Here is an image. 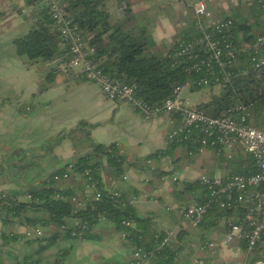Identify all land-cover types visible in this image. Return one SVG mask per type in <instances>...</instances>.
Segmentation results:
<instances>
[{
	"label": "crops",
	"instance_id": "obj_1",
	"mask_svg": "<svg viewBox=\"0 0 264 264\" xmlns=\"http://www.w3.org/2000/svg\"><path fill=\"white\" fill-rule=\"evenodd\" d=\"M233 1L217 0L214 9L206 5L211 12L210 18L217 20L233 15L253 21L264 16L255 5L234 4ZM123 3L121 7L125 11L131 9L128 2L124 0ZM24 4V0H11L8 11L19 10V14L26 16L27 12L38 8L35 5L27 11L23 9ZM144 8H150V3ZM188 8L189 13L177 17V20L171 18L173 22L169 16H164L153 23L150 33L158 43L172 45L177 34L189 27L195 19L191 2H188ZM252 31L258 33L259 29L254 26ZM55 72L52 67L45 78L51 79ZM64 75L76 86L72 95L82 106L77 117L65 113L60 119H54L55 115L50 111L51 99L43 95L48 89L47 84H41L38 92L34 89L20 99L5 102L0 98V197L29 200V187L39 185L51 174L65 171L78 156L91 151L93 143H114L125 157L123 170L120 174H113L103 158L100 167L102 185L117 189L130 199L137 214L151 217L164 233L174 231L169 241L170 247L176 250L172 264H264V237L254 249L246 250L241 240L227 241L224 237L226 226L213 222L211 215L206 216L203 223L193 224L182 214L183 207L196 200L195 192L185 188L182 182L197 179L201 174L228 175L230 168L226 159L209 147L190 155L182 143L175 144L169 152L151 156L157 149L167 147V134L179 124L178 115L163 113L146 118L124 100L106 97L100 86L86 79L81 72ZM36 102L41 104L42 110L38 109ZM73 123L84 130L88 142L77 152L67 142L59 156L47 139ZM60 169L62 171L56 172ZM173 172L177 173L176 180L172 179ZM56 183L62 188H73L78 196L81 195L82 178L76 177L72 170L68 177L57 179ZM17 193H25L27 199H20ZM43 214L28 211L32 216ZM65 221L72 225L74 217ZM33 226L41 228L43 233L28 236L27 232L32 233ZM59 230L66 229L52 223L30 224L16 217L4 222L0 218V233L7 235L5 240H0V264H70L75 252L81 264H128L133 259V245L110 219L99 220L89 230L96 235L94 238L82 234L74 237L65 231L69 233L68 237H63L64 232H61L53 244L43 248L45 240L41 238ZM14 234H17L16 238ZM77 240L82 241L81 248L74 250ZM93 241L98 242L97 253L84 248L86 244H94ZM209 241L214 242L211 247L207 244Z\"/></svg>",
	"mask_w": 264,
	"mask_h": 264
},
{
	"label": "trees",
	"instance_id": "obj_2",
	"mask_svg": "<svg viewBox=\"0 0 264 264\" xmlns=\"http://www.w3.org/2000/svg\"><path fill=\"white\" fill-rule=\"evenodd\" d=\"M24 1L28 5H38L36 0ZM249 4L257 6L260 14H264L261 4L255 1ZM67 10L72 20L77 22L86 34L89 45L93 47L91 56L103 71L134 85L137 95L150 103H161L172 94L175 85L187 79L194 81L201 75V71L188 72L186 67L202 56V45H197L190 53L181 56L175 55V49L180 40H189L200 34L199 29L195 27V19L191 21L188 28L177 34L172 45L165 46L158 43L153 35L143 27L132 31L115 26L109 19V12L103 6L100 7L96 0H69ZM32 14L35 15L33 17L35 19L32 21L31 28L23 35L13 39L16 53L18 55L26 54L31 59L38 56L55 58L66 53L67 48L54 27L46 8L38 6ZM232 17L235 19L232 33L234 38H238V33L242 32L243 39L241 38L240 41H253L257 34L252 31L254 26L258 27V33H264V16L253 21L244 17L238 18L233 15ZM253 54L264 58V48L258 49L257 53ZM231 69L233 74L227 82L220 84V93L203 104L206 108L209 107V111L205 112L218 114L235 103L251 104L252 123L264 126V63L256 66L251 60V54L244 53L234 62ZM201 86L204 85L194 83L191 89ZM196 106L202 110L201 104ZM175 144L168 143L165 149H157L151 153V156L160 152H169ZM219 155L226 159L231 173H245L250 169L248 157L238 153H235L231 158ZM103 158L111 167L113 174L122 172V163L125 157L114 143H93L91 151L78 156L72 163L74 171L77 172H82L84 168L89 167L93 178L96 179V185L100 189V197L85 196L82 190L84 184L81 186V195L78 196L73 188L59 186L51 174L39 185L27 189V193L30 195L29 200L0 197V218L5 222L16 217L30 224L52 223L58 227L65 224L68 228L65 231H69L73 225L66 224L65 219L74 217V219L87 223V227L82 229V236L94 238L96 235L89 230L99 221L98 214L103 213L107 219L115 223L116 228L124 232V237L133 245V250L134 247H140L142 250L151 251L150 260L155 264H172L176 250L172 249L169 243L157 248L158 241L164 231L158 229L151 217L138 215L132 205L122 203L118 197L113 196L109 189L102 185L100 167ZM62 169L56 172H60ZM182 183L185 188L195 192L197 200L204 198L206 190L199 183L198 178L185 180ZM73 196H77L82 203L79 205L73 201ZM31 210L44 214L28 215V211ZM230 212L232 211L215 204L206 212L200 223H203L206 216L209 215L216 223L218 217ZM238 212L239 210L236 211V213ZM123 219L129 220L131 224L122 223ZM65 231H54L51 235L41 238L45 240L42 247L53 244L61 232H64L63 237H68L69 233ZM5 237H7L6 233L1 232L0 240H5ZM16 237L17 234H14V238ZM243 246L245 248V244Z\"/></svg>",
	"mask_w": 264,
	"mask_h": 264
},
{
	"label": "built area",
	"instance_id": "obj_3",
	"mask_svg": "<svg viewBox=\"0 0 264 264\" xmlns=\"http://www.w3.org/2000/svg\"><path fill=\"white\" fill-rule=\"evenodd\" d=\"M254 1L264 8V0H234L233 3L249 4ZM190 2L195 14V27L199 29L200 34L189 40H180L175 55L190 53L197 45H202V56L186 67V71H201V75L194 81L187 79L175 85L172 94L161 103H150L137 95L134 85L104 72L93 59V47L89 45L82 28L69 16L67 0H36L38 6L46 8L67 48L66 53L55 57L56 71L62 74L81 72L86 79L97 83L106 97L124 100L146 118L163 113L178 115L180 122L168 132L167 140L169 143L185 144L190 155L209 147L226 158L240 153L250 159V169L245 173L230 172L224 177L201 174L198 180L206 190L204 198L187 204L183 207L182 214L193 224H198L215 204L231 210L232 212L217 219L218 224L226 226L225 239L241 240L246 250H252L264 237V126L252 123L251 104L235 103L218 114H211L196 105H186L181 93L184 88L191 89L194 83L213 85L227 82L233 74L231 66L244 53L251 54V60L256 66L264 63V58L252 55L257 53L258 49L264 48V33H257L253 41H240L243 39L242 32L238 33V38L232 36L235 27L233 17L213 20L204 0ZM71 170L74 171L72 165L62 173L52 174V177L55 180L68 177ZM74 174L82 178L85 196H101L89 167L84 168L82 172L74 171ZM171 176L173 180L178 178L176 172ZM109 191L122 203L131 204V200L122 196L117 189L111 188ZM72 200L79 205L82 203L77 196H73ZM98 218L107 219L103 213H99ZM122 223L131 224L125 219ZM72 225L69 232L74 237H79L82 229L87 227L85 221L78 219H74ZM32 229V233L27 232L28 236L43 233L39 227L33 226ZM61 229L68 228L62 224ZM173 235V230H167L159 239L157 248L168 244ZM207 244L211 247L214 242L209 241ZM151 253L134 247L133 259L128 264H155L150 260Z\"/></svg>",
	"mask_w": 264,
	"mask_h": 264
},
{
	"label": "rangeland",
	"instance_id": "obj_4",
	"mask_svg": "<svg viewBox=\"0 0 264 264\" xmlns=\"http://www.w3.org/2000/svg\"><path fill=\"white\" fill-rule=\"evenodd\" d=\"M10 1L0 0V92L5 95L4 97L3 94H0V98L5 102L15 98L20 99L24 95L30 94L34 89L38 92L41 84H47L48 89L43 95L49 96L51 99L50 111L55 115L53 116L54 119H60L65 113L77 117L76 114L80 113L82 106L75 101L76 99L72 95V92L76 90L75 83L71 79L66 80V75L58 71L53 74L51 79L45 78L46 72L55 66L56 60L40 56L31 59L26 54H16L12 39L23 35L31 28L32 19L35 15L30 9L34 8L35 5L25 3L23 9L30 11L27 12L26 16H23V14L18 13L19 10L8 11ZM97 1L100 7L103 6L109 12V19L115 26H121L132 31L143 27L147 32H152L151 27L156 20L169 16L170 21L173 22L171 18L177 20V17L185 15L189 9L188 2L191 0H125L131 6L130 10L127 9L128 11L122 8L125 4H122L124 0ZM215 1L217 0H205L208 8L216 7ZM148 3H150V8L145 9L144 7L148 6ZM21 7L20 9H22ZM172 15L173 17H171ZM171 41L170 38L169 42ZM219 93L220 84H213L204 85L197 89L184 88L181 95L184 97L186 105L201 104L202 110L209 111V107L206 108L203 104L209 102L214 95ZM36 105L39 110L43 109L40 103ZM86 136L84 130L73 123L71 127L54 133L47 141L60 156L67 142L71 143L74 152L84 148L88 142ZM17 168L21 171L20 166ZM17 196L20 199H27L25 193H17ZM75 243L74 250H79L82 241L77 240ZM93 243L91 246L84 245V248L92 253H97L98 242L93 241ZM60 244H64V242H60ZM71 258L74 261L70 264H81L80 259H78L80 257H77L76 252L74 256L72 254Z\"/></svg>",
	"mask_w": 264,
	"mask_h": 264
}]
</instances>
